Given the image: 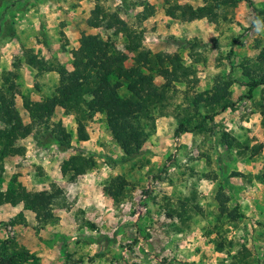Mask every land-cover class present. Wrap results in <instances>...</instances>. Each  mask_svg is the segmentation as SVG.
Wrapping results in <instances>:
<instances>
[{"label":"rangeland","instance_id":"obj_1","mask_svg":"<svg viewBox=\"0 0 264 264\" xmlns=\"http://www.w3.org/2000/svg\"><path fill=\"white\" fill-rule=\"evenodd\" d=\"M251 1L252 6L239 0L228 19L213 22L170 18L168 0H0V73H15V105L25 123L30 119L23 96L40 100L58 81L55 71L37 75L25 63L26 48L68 70L70 51L82 34L110 37L126 51L122 33L87 25L95 4L140 30L147 48L178 54L189 66L186 78L156 75L167 106L155 114L153 128L143 120L148 135L129 162L120 161L122 149L102 113L86 122L89 138L79 141L73 115L56 107L50 123L60 121L71 132L72 147L61 151L40 127L21 140L24 153L7 157L3 177L6 182L19 167L34 190L55 183L67 207H56L50 220L36 219L29 210L0 220V240L26 247L40 264H264V84L251 89L243 69L262 56L264 12L256 14L255 8L263 10L264 0ZM220 78L231 81L234 107L204 121L203 131L175 139L180 120L188 119L192 128L214 112L190 102ZM76 151L95 163L68 182L60 166ZM115 176L127 181L120 197L110 194ZM218 191L228 196V208L236 209L234 219L220 214ZM11 252L13 247L6 253Z\"/></svg>","mask_w":264,"mask_h":264},{"label":"trees","instance_id":"obj_2","mask_svg":"<svg viewBox=\"0 0 264 264\" xmlns=\"http://www.w3.org/2000/svg\"><path fill=\"white\" fill-rule=\"evenodd\" d=\"M167 1V0H166ZM201 5L185 7L170 3L165 7L166 14L173 19H200L210 21L228 19V12L233 11L239 0H201ZM252 6L251 0H246ZM255 12L263 13L264 9ZM148 15L143 14L142 18ZM257 21L256 15L254 22ZM91 27H102L112 30L114 34H123L124 48L117 47L110 37L103 39L95 34H82L76 48L71 49V69L68 70L60 62H49L33 53V49H25L24 61L36 70L37 75L43 72L55 71L58 75L57 84L52 94L40 100L33 101L23 96V106L30 121L25 123L15 105L17 90L15 88V73L3 70L0 73V202L12 205L23 203V207L34 213L36 219H54L53 210L67 207V197L64 191L55 183L49 188L28 190L17 174L4 182V159L8 156L21 155L24 146L21 140L31 131L35 134L41 127L61 151L72 147L73 135L60 121L50 123V118L56 107H62L74 117L75 137L79 141L89 138L86 122L97 112L104 115L112 137L122 149L120 161L129 162L141 151L142 142L147 137L143 120L154 127L155 114L162 113L167 106L166 94L156 84L155 77L164 75L167 80L186 78L189 66L184 64L178 54L171 55L164 51H152L143 44V34L130 26L117 12H108L102 6L95 4L91 15L86 20ZM189 56H194L197 44H189ZM262 56L255 65L243 66L244 74L249 78L251 89L264 84V44L261 46ZM128 58L131 64L126 65ZM230 80L220 78L213 87L196 93L192 105L207 107L214 110L203 117L199 125L188 128V119L180 120L174 130V135L183 132L203 131L204 121H213L215 115L235 105L231 98ZM263 105H261L262 107ZM264 107V106H263ZM206 118V119H205ZM206 123V122H205ZM117 162V161H113ZM90 156L76 151L62 161L60 173L68 182L75 181L94 166ZM127 181L115 176L110 181V194L120 197ZM220 214L226 213L231 219L236 215V209H229L228 196L222 191L215 195ZM13 247V252L6 253ZM0 262L7 264H40L37 254L14 240H0Z\"/></svg>","mask_w":264,"mask_h":264},{"label":"crops","instance_id":"obj_3","mask_svg":"<svg viewBox=\"0 0 264 264\" xmlns=\"http://www.w3.org/2000/svg\"><path fill=\"white\" fill-rule=\"evenodd\" d=\"M171 18V17H170ZM169 117V116H167ZM191 132H183L181 133L179 136H176L175 139L181 141L182 138H184V136H186V134H189ZM195 133V132H194ZM16 156H19V155H15V156H8V157H16ZM8 158L6 157L4 159V167H6V160ZM23 171L17 167V171L13 172L12 174H17L18 175V180L22 182V184L28 189V190H34L32 188V183H29L28 182V179L26 177L25 174L22 173ZM11 174V175H12ZM37 190V188L35 189ZM23 203H18L16 205H12L11 203L9 202H0V220H9V219H13V217L19 213L22 212V214H24L26 211V209H23ZM21 215V214H20Z\"/></svg>","mask_w":264,"mask_h":264}]
</instances>
